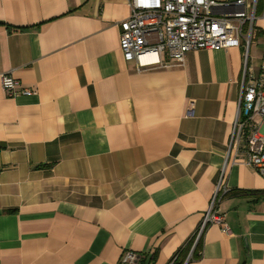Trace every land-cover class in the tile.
I'll list each match as a JSON object with an SVG mask.
<instances>
[{
    "label": "crops",
    "instance_id": "0c3cea01",
    "mask_svg": "<svg viewBox=\"0 0 264 264\" xmlns=\"http://www.w3.org/2000/svg\"><path fill=\"white\" fill-rule=\"evenodd\" d=\"M261 13L247 60L198 49L137 71L127 0H0V74L34 90L0 83V264H169L191 239L182 264H264V175L228 149ZM217 185L231 232L206 224L193 258Z\"/></svg>",
    "mask_w": 264,
    "mask_h": 264
},
{
    "label": "built area",
    "instance_id": "2783aa9c",
    "mask_svg": "<svg viewBox=\"0 0 264 264\" xmlns=\"http://www.w3.org/2000/svg\"><path fill=\"white\" fill-rule=\"evenodd\" d=\"M130 14L118 22L119 49L126 61H133L137 71L147 66L167 68L184 65L187 52L244 45L247 60L256 9L264 0H127ZM150 56V57H149ZM244 65L239 107L232 125L229 151H246L244 162L264 175V64L255 74ZM2 90L8 96L32 95L28 87L18 88L10 73L0 74ZM217 185L204 214L199 237L206 224H218L224 233L230 229L218 210ZM137 253L125 251L121 262L136 264ZM174 259L169 264H174Z\"/></svg>",
    "mask_w": 264,
    "mask_h": 264
},
{
    "label": "trees",
    "instance_id": "16d2710c",
    "mask_svg": "<svg viewBox=\"0 0 264 264\" xmlns=\"http://www.w3.org/2000/svg\"><path fill=\"white\" fill-rule=\"evenodd\" d=\"M191 244H192V239L187 244H185L183 247H181L178 250V252L176 253V255H177V259H176L177 264H182L183 263V260L186 258L187 254L189 252V248H190ZM199 247H200V238H198V241L195 244V247H194V250H193V252L191 254V257L196 258L198 256L197 255V249ZM152 257L153 256L151 255L149 259L152 260ZM150 260L147 262V264L150 263ZM143 263L146 264L144 261H142L141 257L139 258V255H138V259H137V263L136 264H143Z\"/></svg>",
    "mask_w": 264,
    "mask_h": 264
},
{
    "label": "rangeland",
    "instance_id": "374dc122",
    "mask_svg": "<svg viewBox=\"0 0 264 264\" xmlns=\"http://www.w3.org/2000/svg\"><path fill=\"white\" fill-rule=\"evenodd\" d=\"M259 50L260 51H264V40H262V43H261V45L259 46ZM259 50H256L255 49V47H252L251 48V58H253V64H255V65H257V66H259L260 65V63H261V58H262V54H260V53H257V52H259Z\"/></svg>",
    "mask_w": 264,
    "mask_h": 264
}]
</instances>
